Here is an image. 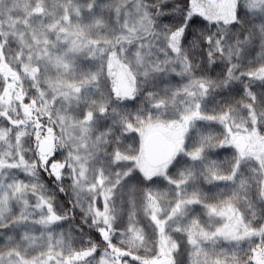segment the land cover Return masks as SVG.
Segmentation results:
<instances>
[{
  "label": "snow or ice",
  "instance_id": "obj_1",
  "mask_svg": "<svg viewBox=\"0 0 264 264\" xmlns=\"http://www.w3.org/2000/svg\"><path fill=\"white\" fill-rule=\"evenodd\" d=\"M0 264H264V0H0Z\"/></svg>",
  "mask_w": 264,
  "mask_h": 264
}]
</instances>
